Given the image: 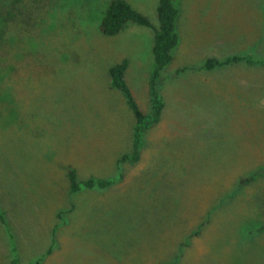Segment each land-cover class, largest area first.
Listing matches in <instances>:
<instances>
[{
    "label": "rangeland",
    "instance_id": "374dc122",
    "mask_svg": "<svg viewBox=\"0 0 264 264\" xmlns=\"http://www.w3.org/2000/svg\"><path fill=\"white\" fill-rule=\"evenodd\" d=\"M110 1L0 0L1 223L46 248L21 242L19 264H264V0H178L165 109L135 164L121 161L135 120L109 70L130 60L149 112L153 31L102 35ZM126 1L158 24L159 0ZM230 56L258 63L201 69ZM70 169L114 183L71 196Z\"/></svg>",
    "mask_w": 264,
    "mask_h": 264
},
{
    "label": "trees",
    "instance_id": "16d2710c",
    "mask_svg": "<svg viewBox=\"0 0 264 264\" xmlns=\"http://www.w3.org/2000/svg\"><path fill=\"white\" fill-rule=\"evenodd\" d=\"M178 0H159L157 7L158 24L154 25L147 16L141 13L135 6L126 0H111L108 4L104 16L100 23V32L106 37H115L124 32L130 25H137L152 29L153 31V58L154 67L152 68L148 81V93L150 109L149 112H143L131 88L126 81V73L130 67V60L125 58L120 63L112 66L109 70L111 86L116 89L125 99L126 104L134 116V127L132 136V150L130 153L122 156V162L130 164L138 163L141 160L142 150L145 145V136L149 130L157 126L162 119L165 109V100L162 95L163 71L174 60V51L177 48L180 37L178 34V21L181 15L177 4ZM256 64L257 61L252 57L230 56L224 59L209 58L201 67L204 70H214L224 68L238 62ZM188 68L179 69L178 74L183 73ZM255 176V175H254ZM253 174L241 180L243 184H249ZM70 185V195L81 191L82 187L86 189H107L113 185V180L109 179H88L79 181L77 171L70 169L68 171ZM0 221H3V211L0 210ZM6 223L5 221H3ZM12 264H19L18 257L14 251Z\"/></svg>",
    "mask_w": 264,
    "mask_h": 264
},
{
    "label": "crops",
    "instance_id": "0c3cea01",
    "mask_svg": "<svg viewBox=\"0 0 264 264\" xmlns=\"http://www.w3.org/2000/svg\"><path fill=\"white\" fill-rule=\"evenodd\" d=\"M6 228L7 227L3 223H1V221H0V236L2 235V232L7 233L6 236H8L9 239L11 240V242H12V244H11L12 252H13V254H14V251L16 252V256L18 257V260H19L20 263L22 262V259H24L23 256H22V259H21V255L19 254L21 249H23L22 246H21V242L24 244V247L28 246L27 247L28 249H32V254L33 255H31V256H34V254L38 256V255H40V253L43 256V254L45 252V249H46L45 246H43L42 248L40 247L41 248V250H40L39 246H37V244L35 242L30 243V245H29V243H27L26 239H24L22 237L21 238L20 237L17 238V235L13 234L12 231L11 232L8 231ZM19 231L22 232L21 230H19ZM22 234H24V233H22ZM16 238L18 239L19 243L17 242ZM34 243H35V245H33ZM13 259H14V256H13ZM12 260H11V262H12ZM33 260L34 259L32 257V259L29 260V261H33Z\"/></svg>",
    "mask_w": 264,
    "mask_h": 264
}]
</instances>
